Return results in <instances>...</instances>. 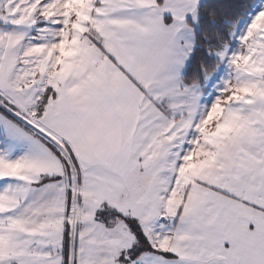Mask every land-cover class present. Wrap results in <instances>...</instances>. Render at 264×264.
Wrapping results in <instances>:
<instances>
[{
    "label": "snow or ice",
    "instance_id": "snow-or-ice-1",
    "mask_svg": "<svg viewBox=\"0 0 264 264\" xmlns=\"http://www.w3.org/2000/svg\"><path fill=\"white\" fill-rule=\"evenodd\" d=\"M0 264H264V0H0Z\"/></svg>",
    "mask_w": 264,
    "mask_h": 264
}]
</instances>
